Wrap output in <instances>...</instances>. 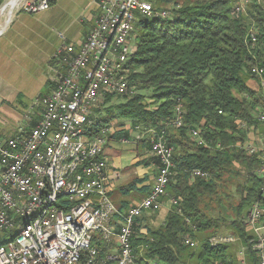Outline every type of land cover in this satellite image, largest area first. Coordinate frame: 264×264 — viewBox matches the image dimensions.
<instances>
[{
	"label": "built area",
	"instance_id": "built-area-1",
	"mask_svg": "<svg viewBox=\"0 0 264 264\" xmlns=\"http://www.w3.org/2000/svg\"><path fill=\"white\" fill-rule=\"evenodd\" d=\"M52 1L23 0L16 14L46 11ZM249 1L238 0L231 15L245 14ZM94 3L97 16L83 41L68 43L63 33H57L61 45L50 59L55 63L51 66V91L32 103L24 114L26 125L17 127L14 136L0 138V237L13 232L24 216H35V223L26 228L17 245L0 251V264H137L131 245L134 219L143 212L159 211L161 198L167 196L174 164L173 147L165 139V129H133L147 140L149 153L156 159V175L147 195L137 205L121 211L110 199L106 186L108 164L104 150L113 141L124 144L129 140L122 136L110 138L122 131L113 126L94 135L90 115L108 95L131 98L137 93L129 82L127 64L135 51L132 40L136 19L167 20L170 13L155 9L148 1L147 5H136V0ZM247 40L257 42L253 24L247 29ZM248 72L264 89V68L253 65ZM174 114L170 125L181 127V105L175 107ZM253 116L257 128L237 122L248 131L235 147L255 155L259 161L255 169L259 193L242 222L249 231L256 264H264V130H259L264 128V109L258 107ZM127 132L132 135L130 130ZM190 135L197 145L207 146L198 130L191 129ZM198 176L207 174L198 169L190 172L191 179ZM168 202L182 213L176 198L169 197ZM41 204H49V211L40 212ZM185 222L189 223L187 219ZM94 237L108 249L114 248L113 252L101 258L99 248L92 244ZM182 244L196 248L198 243L183 236ZM208 244H232L237 247L234 252L239 264H249L237 236L217 234L208 239Z\"/></svg>",
	"mask_w": 264,
	"mask_h": 264
},
{
	"label": "trees",
	"instance_id": "trees-1",
	"mask_svg": "<svg viewBox=\"0 0 264 264\" xmlns=\"http://www.w3.org/2000/svg\"><path fill=\"white\" fill-rule=\"evenodd\" d=\"M146 1L155 9L167 10L170 18L136 19L135 51L127 64L129 82L137 93L131 98L108 95L90 115L94 129L112 126L114 122V117H100L101 111H117L119 117L131 119L133 129L136 126L141 131L165 129V139L173 147V178L166 187L167 196L161 201L176 198L182 213L171 207L163 224L157 227L151 221L158 211L143 212L134 219L131 245L135 262L183 264L181 259L185 257L192 259L193 264L221 261L237 264L232 244L213 247L208 244L210 237L226 227L240 238L248 263L256 264L249 231L242 219L259 193L260 181L255 173L259 161L235 144L243 142L248 131L237 122L257 128L253 112L258 107L264 109L258 79L248 72L253 65L264 68V0L259 3L250 0L245 14L237 17L231 11L238 0ZM251 24L257 30L255 44L246 41ZM249 79L257 80L258 90L247 84ZM115 97L117 100L112 103ZM177 105H181L183 125L175 128L170 122ZM191 129L198 130L206 147L193 141ZM128 135L117 131L110 138ZM147 151L149 145L143 138L137 143V156L143 157ZM193 169L206 173L207 177L191 179ZM235 178L239 180L235 188L239 199L232 204L233 195L228 194L226 179L231 183ZM142 181L136 178L123 189L131 192ZM145 190L142 188L140 192ZM211 203L222 209L224 215L230 210V217H214ZM183 236L196 241L197 247L184 246ZM10 237L11 234L1 236L0 246ZM92 244L99 248L101 258L108 255V247L98 237H94Z\"/></svg>",
	"mask_w": 264,
	"mask_h": 264
},
{
	"label": "crops",
	"instance_id": "crops-1",
	"mask_svg": "<svg viewBox=\"0 0 264 264\" xmlns=\"http://www.w3.org/2000/svg\"><path fill=\"white\" fill-rule=\"evenodd\" d=\"M56 1L54 0L52 3ZM94 1L91 0L93 8L88 7L91 9V18L86 23L82 37H68L71 40H79L76 43L85 39L97 16ZM18 15L16 14L13 19L11 18L10 23L0 32V138L2 139L14 136L17 127L26 125L24 114L30 105L26 106L25 103H33L35 99L51 91L54 84L51 79L54 77L51 66L55 63H52L50 59L54 51L61 45L57 33L55 34L49 29L44 30L39 27L40 25H37V28L41 29L40 32L30 30L29 34L25 32L26 28L21 26L17 30L16 36L7 38L15 21L22 20L26 25L31 23V19L26 21L23 17H17ZM68 43L70 42L68 41ZM12 124L15 125L10 127ZM28 129L29 127H26V131ZM127 139L133 144V156L129 160H122L120 155V145L123 143L113 141L104 150L108 164L106 186L110 199L121 211L137 205L146 196L154 184L156 175L155 157L149 151L143 157L137 156V143L143 137H140L139 134L136 137L128 135ZM107 149L111 152H109L110 154H108ZM142 159H145V162H140ZM136 163L138 164L135 165ZM136 178L143 181L136 184L135 190L126 192L123 187ZM142 188H146L145 192H140ZM170 208L168 200L162 201L155 222L151 221L154 227L163 224ZM112 249H109L108 252H113Z\"/></svg>",
	"mask_w": 264,
	"mask_h": 264
},
{
	"label": "rangeland",
	"instance_id": "rangeland-1",
	"mask_svg": "<svg viewBox=\"0 0 264 264\" xmlns=\"http://www.w3.org/2000/svg\"><path fill=\"white\" fill-rule=\"evenodd\" d=\"M7 1L8 0H2V4L0 5V8ZM182 1L183 0H179V2H182ZM91 3H92L91 0H57L55 3H52L50 8L46 11L34 13L32 15L28 14L26 12H20V13H18L19 15L17 14L18 15L17 17H23L24 19H26V21H27V19H31V23L26 25V23L23 22L22 20L15 21V23L11 26L12 28L9 31L10 33L8 34L7 38H13L14 36H16V34L18 32L17 30L21 26L23 28H26L25 29L26 31L25 30H22V31H25L28 33L30 30H32V32H34V31L40 32L41 29L37 28V25L38 26L40 25L39 27H41L42 29H44V30L49 29V30L53 31L55 34L59 33V32L63 33L66 41L68 40L70 43L75 44L79 40H77V39L71 40L68 37H71V36L82 37V32L85 30L84 28L86 27V23L91 18L90 10L93 8ZM88 7L91 9H89ZM15 16H16V8L13 11L12 19ZM5 22H6V17L5 16L1 17L0 18V29L3 28ZM33 22H34V24H33ZM132 41L134 42V40H132ZM256 81H257L256 79L255 80L249 79L247 81V84L252 89L258 90L259 87H258ZM261 90L264 94V89L261 88ZM116 100H117L116 97L113 98L112 103H115ZM25 105L26 106L30 105L29 106V109H30L32 103H25ZM29 109H27V110H29ZM99 116L100 117H106V116L114 117V122H113L112 126L115 128V130H122L124 132H127L130 130L131 134H132L131 137L133 135L135 137L138 135V132L136 130H133L131 119L119 117L117 111H113L110 113H107L105 111H101V114ZM14 125L15 124H12V125H10V127H13ZM9 133L11 134V131H9ZM132 145L133 144L130 142H127L125 144L120 145L121 146V154L120 155L122 156V160L124 159V161H126V160H129L132 158V156H133L132 155V152H133ZM107 152H108V154L111 153L109 151V149H107ZM237 169H240V168L237 167ZM226 180H227L226 185L228 188L227 189L228 194L230 193L231 195H233L232 204H236L239 198L235 192V188H236L239 180L235 178L234 180L230 181L231 183H228V179H226ZM215 205H216L215 203H211V206L214 209V211H213L214 217L221 218V217L226 216V215H228V217H230V215H231L230 210H226L225 215H224L222 209H217V207H215ZM155 220H156V218L152 221L155 222ZM218 234L228 236V235H233L234 233L232 230H227L226 227H221L219 229ZM235 248H237V247L233 246V249H235ZM181 261L183 262V264H193L192 259H188L185 257L183 259H181Z\"/></svg>",
	"mask_w": 264,
	"mask_h": 264
},
{
	"label": "bare ground",
	"instance_id": "bare-ground-1",
	"mask_svg": "<svg viewBox=\"0 0 264 264\" xmlns=\"http://www.w3.org/2000/svg\"><path fill=\"white\" fill-rule=\"evenodd\" d=\"M23 0H8L1 8H0V18L5 16L6 22L3 28L0 29V32L4 29V27L9 23L12 18L13 11ZM261 0H256V2H260ZM248 4V3H247ZM136 5H147L146 0H136ZM151 20V19H150ZM104 128L94 129L93 123V130L94 135H101ZM49 211V204H41L40 205V212H48ZM35 223V216H24L21 218L20 222L14 225L13 232H10L11 237L4 242L3 245L0 246V251L3 248H13L17 245L18 240L21 238L23 233L25 232L26 228L31 227V224ZM9 236V235H8ZM6 239V238H5ZM239 264V260L237 262Z\"/></svg>",
	"mask_w": 264,
	"mask_h": 264
}]
</instances>
